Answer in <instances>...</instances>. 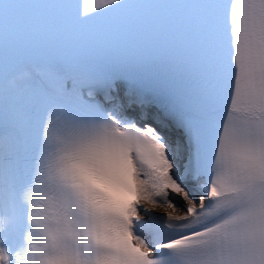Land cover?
<instances>
[{
    "label": "snow or ice",
    "instance_id": "obj_1",
    "mask_svg": "<svg viewBox=\"0 0 264 264\" xmlns=\"http://www.w3.org/2000/svg\"><path fill=\"white\" fill-rule=\"evenodd\" d=\"M98 153L139 188L123 210L72 178ZM18 193L66 264H264V0H0V201Z\"/></svg>",
    "mask_w": 264,
    "mask_h": 264
},
{
    "label": "clouds",
    "instance_id": "obj_2",
    "mask_svg": "<svg viewBox=\"0 0 264 264\" xmlns=\"http://www.w3.org/2000/svg\"><path fill=\"white\" fill-rule=\"evenodd\" d=\"M110 158L107 153L74 159L70 164V172L77 186L86 194L93 196V204L101 210H123L135 203L141 194L137 185L129 180L127 183L118 181L108 172ZM99 189V192H93ZM10 219L0 217V231L7 228ZM33 230L25 236L26 251L16 257L17 264H66L59 258L44 255L45 247L41 238L39 225L30 218ZM3 259L0 264H10L11 257L7 249L0 247Z\"/></svg>",
    "mask_w": 264,
    "mask_h": 264
},
{
    "label": "bare ground",
    "instance_id": "obj_3",
    "mask_svg": "<svg viewBox=\"0 0 264 264\" xmlns=\"http://www.w3.org/2000/svg\"><path fill=\"white\" fill-rule=\"evenodd\" d=\"M175 200H176V203L180 205V199H179L178 197H176ZM155 210H158V211H160V212H162V213L165 212V210H164L163 208H157V209H155Z\"/></svg>",
    "mask_w": 264,
    "mask_h": 264
},
{
    "label": "rangeland",
    "instance_id": "obj_4",
    "mask_svg": "<svg viewBox=\"0 0 264 264\" xmlns=\"http://www.w3.org/2000/svg\"><path fill=\"white\" fill-rule=\"evenodd\" d=\"M179 205V204H178Z\"/></svg>",
    "mask_w": 264,
    "mask_h": 264
}]
</instances>
